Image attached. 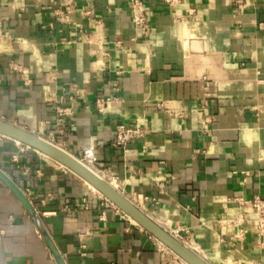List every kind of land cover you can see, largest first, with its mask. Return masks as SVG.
<instances>
[{"label":"crops","instance_id":"1","mask_svg":"<svg viewBox=\"0 0 264 264\" xmlns=\"http://www.w3.org/2000/svg\"><path fill=\"white\" fill-rule=\"evenodd\" d=\"M145 2L147 35L128 0H0V117L77 157L92 149L98 172L210 263L264 264L249 203L264 198V0ZM122 122L145 130L126 149ZM0 169L67 264H179L84 179L1 134ZM0 264H58L1 178Z\"/></svg>","mask_w":264,"mask_h":264},{"label":"water","instance_id":"2","mask_svg":"<svg viewBox=\"0 0 264 264\" xmlns=\"http://www.w3.org/2000/svg\"><path fill=\"white\" fill-rule=\"evenodd\" d=\"M0 134L18 140L37 151L49 155L71 171L85 178L87 181L92 183L109 201L115 204L127 215L135 219L142 228L185 259L189 264H212L184 242L172 235L165 227H163L155 219L149 216L141 207L128 198L117 186L106 179L98 171L91 168L80 157L71 154L57 143L37 134L36 132L2 117H0ZM0 178L21 200L35 221L57 263L67 264L51 235L47 231L40 214L23 190L17 186L1 169Z\"/></svg>","mask_w":264,"mask_h":264},{"label":"built area","instance_id":"3","mask_svg":"<svg viewBox=\"0 0 264 264\" xmlns=\"http://www.w3.org/2000/svg\"><path fill=\"white\" fill-rule=\"evenodd\" d=\"M131 6V17L132 23L135 28H137L142 34L147 35L150 31V23L147 14L146 2L145 0H128ZM239 7L243 6V0H237ZM20 9H24L23 6ZM56 17L60 21H66L69 19V14H60L56 13ZM2 44L0 43V53L2 52ZM9 67L14 69L17 68V63L14 61H10ZM115 99L113 96H105V97H98L96 100V107L100 112H103L107 105ZM144 127L135 122L134 124H126V123H119L115 129V136L113 143L116 146L122 147L126 149L127 144L131 139L140 138L144 135ZM85 155L87 157H92L93 150L87 149L85 151ZM26 194V193H25ZM106 198V197H105ZM106 200H108L106 198ZM250 205L254 207L258 211V233H257V241L259 246L264 247V198L256 195L250 201ZM117 207V206H116ZM123 216H128L125 212L121 210ZM240 220V219H239ZM172 235L177 237L182 242L191 241L184 233H182L183 229L180 227H173L167 229ZM160 246L162 249L168 251L165 246L161 243ZM176 257V256H175ZM177 258V257H176Z\"/></svg>","mask_w":264,"mask_h":264},{"label":"bare ground","instance_id":"4","mask_svg":"<svg viewBox=\"0 0 264 264\" xmlns=\"http://www.w3.org/2000/svg\"><path fill=\"white\" fill-rule=\"evenodd\" d=\"M16 141H18V140H16ZM20 142V141H19ZM58 145H60V144H58ZM63 148V147H62ZM64 149V148H63ZM64 150H66V151H68V152H70L69 150H67V149H64ZM40 152V151H39ZM42 153V152H41ZM71 153V152H70ZM44 154V153H43ZM71 154H73V153H71ZM44 155H46V157H48L49 159H51L52 161H54L55 163H57V164H59V165H61V166H64L62 163H60L59 161H57V160H55L54 158H52V157H50L49 155H47V154H44ZM74 155V154H73ZM87 164V163H86ZM89 165V164H88ZM90 166V165H89ZM65 167V166H64ZM91 167V166H90ZM67 168V167H66ZM92 168V167H91ZM70 170V169H69ZM97 171V170H96ZM73 172V171H72ZM75 173V172H74ZM76 174V173H75ZM102 175V174H101ZM81 177V176H80ZM82 179H84L88 184H89V186L90 187H92L93 188V190H95V191H98L100 194H102L92 183H90L89 181H87L85 178H83V177H81ZM115 186H117V184L116 183H114V181L112 180L111 181ZM128 217H130L129 215H128ZM135 223H137L138 225H139V223L135 220V219H133L132 217H130ZM162 243V242H161ZM186 245H188L190 248H192L194 251H195V248L194 247H192L191 245H190V242L188 241V242H184ZM163 244V243H162ZM167 249H169V250H171L169 247H167L165 244H163ZM172 251V250H171ZM173 253H175L174 251H172ZM195 252H197V251H195ZM198 253V252H197ZM176 254V256H178V257H180L182 260H184L187 264H189L185 259H183L181 256H179L177 253H175ZM200 254V253H199ZM201 255V254H200ZM203 255V254H202ZM201 255V256H202ZM204 257V256H203ZM205 258V257H204ZM206 259V258H205ZM207 260V259H206Z\"/></svg>","mask_w":264,"mask_h":264},{"label":"rangeland","instance_id":"5","mask_svg":"<svg viewBox=\"0 0 264 264\" xmlns=\"http://www.w3.org/2000/svg\"><path fill=\"white\" fill-rule=\"evenodd\" d=\"M44 137V136H43ZM45 138H47V137H45ZM47 139H49V138H47ZM50 140V139H49ZM52 141V140H51ZM53 142H55V143H57L56 141H53ZM23 144V143H22ZM58 144V143H57ZM61 147H63L62 145H60ZM29 147V146H28ZM64 149H67V148H65V147H63ZM30 149H34V148H32V147H30ZM68 150V149H67ZM71 152V151H70ZM72 153V152H71ZM76 156V155H75ZM85 163H87V164H89L95 171H96V167H94V165H93V163H91V162H89L87 159L89 158V157H80ZM59 165V164H58ZM62 167H64V166H62ZM66 168V167H65ZM66 169H68V168H66ZM71 171V170H70ZM100 173V172H99ZM75 174V173H74ZM101 174V173H100ZM76 175H78V174H76ZM78 177H80L79 175H78ZM105 177V176H104ZM81 178V177H80ZM106 178V177H105ZM82 179V178H81ZM107 179V178H106ZM82 181H84L83 179H82ZM89 185V184H88ZM91 189H93L92 187H91ZM96 192H98V191H96ZM99 193V192H98ZM103 197H105L103 194H101ZM115 205V204H114ZM116 206V205H115ZM159 241V240H158ZM160 242V241H159ZM166 248V247H165ZM167 249V248H166ZM168 250V252L170 253V254H172L173 256H176V254L175 253H173L171 250H169V249H167ZM177 258V261H178V263L179 264H187L184 260H182L180 257H178V256H176ZM174 264H177V263H174Z\"/></svg>","mask_w":264,"mask_h":264}]
</instances>
